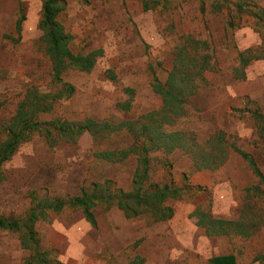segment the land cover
<instances>
[{
	"label": "rangeland",
	"instance_id": "obj_1",
	"mask_svg": "<svg viewBox=\"0 0 264 264\" xmlns=\"http://www.w3.org/2000/svg\"><path fill=\"white\" fill-rule=\"evenodd\" d=\"M235 2L217 12L218 0H149V9L143 0H66L58 16L59 33L69 37L76 54L101 53L91 70L64 72L74 93L39 114V121L90 118L119 123L160 108L162 98L152 84L155 75L167 80L182 45L191 56L204 54L195 51L189 38L210 45L214 68L203 73L204 82L189 99L186 116L171 127L187 134V145L149 153L150 182L183 188L179 197L166 202L174 208L172 218L155 221L150 213L127 218L117 205L101 204L94 208V227L80 208L68 205L34 224L46 262L35 257L30 240L28 246L22 244L23 232L0 229V264H29L33 256L31 264H140L136 257L145 253V264H210V257L229 253H235L240 264H264V192L252 189L259 184L264 190V184L234 149L250 153L264 173V120L256 115H264V59L252 60L245 80L234 75L237 67L242 70L239 51L251 48L264 54V21L257 9L238 12ZM252 2L264 8V0ZM22 3L26 20L21 39L15 41L19 2L0 0V143L28 88L53 93L62 89L53 80V61L39 27L42 1ZM127 102L130 107L125 109ZM135 144L136 137L128 131L85 132L74 141H49L44 132H33L1 166L0 217L21 218L34 198L69 200L82 189L91 191L94 183L110 181L112 187L130 190L137 156L111 161L98 153ZM204 153L208 167L202 164ZM198 211L218 219H247L250 235L234 229L207 236L190 217ZM182 232L192 247L179 257L174 240L181 241Z\"/></svg>",
	"mask_w": 264,
	"mask_h": 264
},
{
	"label": "trees",
	"instance_id": "obj_2",
	"mask_svg": "<svg viewBox=\"0 0 264 264\" xmlns=\"http://www.w3.org/2000/svg\"><path fill=\"white\" fill-rule=\"evenodd\" d=\"M41 1L42 17L39 27L43 32L42 39L46 43V52L53 61V80L60 83L62 89L53 93L40 92L34 87L28 88L24 100L19 104L16 114L7 126L6 139L0 143V179L3 162L9 160L20 145L27 141L35 131L44 132L49 141L51 139L56 141H74L85 132L97 134L100 132L128 131L136 137L135 145L119 152L106 150L98 153V155L111 161H121L131 155H136L138 158V164L132 180V188L128 191L120 187H112L110 181H106L104 184L94 183V188L91 191L82 189L80 195L69 200H37L34 198L33 207L27 215L21 218L8 219L0 217V229L23 232L25 239L22 240V244L28 246V240H30L31 248L35 250V257L38 258L39 262H46L45 256L40 251V240L37 238L34 224L39 219L46 220L49 216V211L60 212L68 205L80 208L87 221L94 227H97L94 208L101 204L117 205L118 208L124 211L127 218H135L145 213H150L155 221H166L173 217L174 208L166 205V202L169 198L179 197L183 188L172 185L162 186L160 183L150 182L151 154L149 155V153L162 149L171 152L178 147L187 145V134L171 127L175 125L178 119L186 116V107L189 106V99L200 90L201 83L204 82L203 73L214 68V55L209 51L210 45L207 42L189 38L195 51L202 50L204 52L203 56H191L187 53L185 45L178 48L174 58V67L170 71L167 80L163 82L155 75L152 83L154 91L162 98V106L158 109L150 110L137 118L119 123L98 122L90 118L81 122L61 119L42 122L37 119L39 114L51 111L56 101L64 97H70L75 91L73 85L64 81V72L69 68H77L82 71L91 70L95 66L101 52L93 51L87 55L74 53L70 47L69 37L59 33L58 16L66 9V0ZM229 1L218 0L220 4H218L215 11L221 12L224 4ZM18 2L19 17L16 21V29L19 36L15 38V41L21 39L23 22L26 20L22 0H18ZM235 4L237 11L241 13L257 9V14L264 21V8L253 3L252 0H236ZM143 5L145 9H149V0H143ZM228 26L233 27L234 24L229 22ZM261 35L264 36V32ZM200 43L201 48L198 49V44ZM238 55L242 67V70L240 67L234 70L235 78L238 80L246 79V67L252 60L264 59V54H255L251 48L239 51ZM130 95V97H133L132 90ZM122 106L127 109L128 106L130 107V103L127 102ZM256 115L264 120V115L260 112H256ZM219 142L223 145L224 139L219 137ZM234 149L247 162L259 179V183L264 184V173L256 159L238 146H235ZM220 153H223V157L224 155L226 157V152L222 148ZM205 156L206 154L204 153L202 155V164L203 167H208L209 165L204 162ZM211 157L209 156L208 160ZM223 161L217 165L223 164ZM252 189L258 193L264 192L259 184L252 186ZM190 217L195 218L196 224L204 228L206 235L210 237L231 234L234 229L235 232L243 236L250 235L247 227H251V225H249L247 219L239 221L218 219L213 217L212 214L207 215L201 211L192 212ZM33 257L29 264L33 263ZM136 259L139 260L140 264L145 261L141 256H137ZM208 261L210 264H239L235 253L215 255L210 257Z\"/></svg>",
	"mask_w": 264,
	"mask_h": 264
},
{
	"label": "crops",
	"instance_id": "obj_3",
	"mask_svg": "<svg viewBox=\"0 0 264 264\" xmlns=\"http://www.w3.org/2000/svg\"><path fill=\"white\" fill-rule=\"evenodd\" d=\"M219 100H221V99H219ZM219 100H217L216 99V101H219ZM184 232H187V231H184ZM188 233V232H187ZM182 237L180 238L181 239V241H179V240H174V247L180 252V255H179V257H181L182 255H184V254H186V251L188 250L187 249V247H192V243L191 242H188L185 238H184V233L182 232ZM189 234H187V236H188ZM138 252L140 253V248H138ZM141 254V253H140ZM142 255V256H141ZM140 256L142 257V258H146L147 257V254L145 253V254H141ZM199 259V258H198ZM147 260V259H146ZM209 262V261H208ZM238 263L240 264V262H239V260H238ZM144 264H145V261H144ZM192 264H198V263H195V262H193Z\"/></svg>",
	"mask_w": 264,
	"mask_h": 264
}]
</instances>
